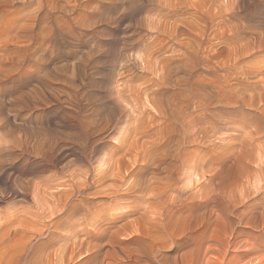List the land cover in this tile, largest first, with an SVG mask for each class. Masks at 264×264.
<instances>
[{"label":"rangeland","instance_id":"374dc122","mask_svg":"<svg viewBox=\"0 0 264 264\" xmlns=\"http://www.w3.org/2000/svg\"><path fill=\"white\" fill-rule=\"evenodd\" d=\"M216 246L264 264V0H0V264Z\"/></svg>","mask_w":264,"mask_h":264},{"label":"bare ground","instance_id":"6f19581e","mask_svg":"<svg viewBox=\"0 0 264 264\" xmlns=\"http://www.w3.org/2000/svg\"><path fill=\"white\" fill-rule=\"evenodd\" d=\"M215 249L216 251L214 252L215 253L214 256H215V259L217 258V261L215 262L216 264L217 262L218 264H233L234 257H230V259L228 258V261L226 262V259H227L226 251L220 248L219 246H216ZM237 255L239 256L241 255V253H237ZM210 262L212 263V261L209 260V264Z\"/></svg>","mask_w":264,"mask_h":264}]
</instances>
